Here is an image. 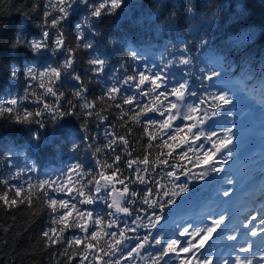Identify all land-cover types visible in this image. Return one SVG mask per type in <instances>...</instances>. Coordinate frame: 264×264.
Instances as JSON below:
<instances>
[{
    "label": "trees",
    "instance_id": "1",
    "mask_svg": "<svg viewBox=\"0 0 264 264\" xmlns=\"http://www.w3.org/2000/svg\"><path fill=\"white\" fill-rule=\"evenodd\" d=\"M62 3L66 6L65 0H0V102L17 99V107L23 116L25 111L42 109L41 104L33 103L36 96H42L44 103L56 104L54 97L45 94L48 87H53V91H57L58 95L63 94L59 100L61 111L69 108L68 101L76 105L74 115L57 117L45 113V116L40 118L44 121L43 127L16 121L15 112L0 113V195L7 192L9 201L16 200L15 204L7 205L0 201V264H81V255L88 243L93 244V249H89V253L93 251L97 253L94 264H106L109 257H104L99 249L106 247L104 242L109 237L105 236L101 229L108 221L115 219L108 215L114 210L106 203L100 204L97 199L92 204L77 203V209L81 211L100 210L99 217L95 214L92 216L90 232L84 233L75 227V224L87 222L88 219L86 216L79 217L78 212H73L67 228L63 224L53 222L54 218L68 211L60 208L59 201L69 200L71 207V203L83 199L78 195L80 191H83L85 196L89 194L95 196L93 186L96 180L100 179V173L103 172L105 176L113 175L117 168L120 171L115 172L112 181L123 190L124 185L118 183L122 178L121 173L131 177L132 170L137 167L133 164V169H129L126 162L130 159L141 160L146 154L148 143L158 144L162 136L168 139L164 133L177 136L175 141L169 140L170 147L164 148L163 151L172 152V157L168 158L169 164L174 162V157L175 161L184 166L178 173L180 180L177 183H187L189 190L180 193L175 197V203L163 209H151L146 204H137L130 206L129 210L133 216L137 214L136 208L147 209L154 213V216H159V222L151 234L162 236L164 239L178 238L182 242L181 246H184L183 241L186 237L176 234L184 226L191 230L199 228V225L190 223L189 220L194 218L190 213L187 218L179 219L175 212L184 207L194 209L191 203L196 199L212 200L224 195L221 186L229 184L227 181L233 179L226 169V164L238 158L243 151L242 145L239 144V134L225 124L220 127L202 126L205 133L215 131L221 135H225L227 129H231L233 135L232 144L229 145L230 155L221 149L209 165L201 163L199 167H194V164L188 163V158L195 160L192 152H189L184 160H180L179 155L190 145L194 148L201 144L205 149L211 147L206 146L201 139L193 141L194 135L201 128L189 133L186 127L174 121L170 122L171 128H161L160 122L166 120L168 115L167 112L164 116L159 115L157 102L153 105L157 111L139 117L145 122L149 118L158 121L156 126L148 125V132L157 137L155 141L150 140L143 132L144 125H137L130 119L131 115L140 111L139 108L132 105L115 107V104L119 103L120 95L138 96L140 91L149 87V84L146 82L140 89L130 90L126 85H122V80L136 71H144L147 74L148 68L155 62L174 61L178 56H182V59L191 60V64L187 65L189 68L184 67V70L191 71L188 77L190 83L195 85L194 89H190L197 93L194 98L198 102L201 98H207L205 103H199L198 106L203 105L210 111L214 110L215 104L206 91L210 85H214L210 88L211 92L227 93L233 103L250 102L251 99L245 97L244 93L233 91L221 82L233 80L250 89H256L261 84V91L264 92V0H122L121 8L111 11L110 0H88L87 4L77 0L69 9V15L53 25L55 17L63 16L54 5ZM101 3L105 4V7L100 9L101 16L98 18L91 16L92 8H99ZM77 24L82 25L80 31L84 33L83 37L75 27ZM44 31H48L46 38L43 37ZM58 33L63 38L59 48L55 45ZM17 35H21L23 39L17 41ZM32 40L43 41L47 47L37 52L31 47ZM85 41H90L93 47L90 49L82 47ZM65 49L71 50L72 67L69 69L62 67L69 55ZM133 51L138 59H133ZM94 56L106 61L102 73L90 71L91 68L98 67L88 63ZM49 66L61 70L59 79L50 73L40 75ZM29 67L33 69L32 75L35 79L28 76ZM174 68L175 65L169 68V73ZM13 70L17 73L15 78L10 76ZM213 73H215L213 79H205L201 85L202 77ZM74 75H79L81 81L77 82ZM114 76L120 77L118 86L121 87L120 93H114L118 97L116 101L111 100L106 93V89L117 82L113 79ZM41 83L44 84L43 88L40 87ZM80 84L86 89L84 96L92 103V108L81 107L83 100L74 95ZM25 95L28 96L27 100H24ZM151 95L150 93L149 96ZM148 100L149 97H145L141 103H147ZM169 102L175 103L172 100ZM169 102L164 101V104L167 105ZM233 103L223 106L214 118L236 115L237 110L234 109ZM4 107L11 105L4 104ZM122 110L129 113L123 121L120 119ZM88 112L92 115L89 116ZM177 126L184 130L175 133ZM129 128L131 132L128 131ZM106 132L114 135L106 136ZM37 135L38 141L34 139ZM120 136L128 140L127 151L123 150L124 145L119 139ZM113 139L116 143L108 147V141ZM147 152L152 153L149 155V161L155 172H161V168L165 172L170 170L167 166L152 165L157 152L155 147L147 149ZM117 155L120 156L119 161L114 159ZM225 157L226 163L215 164V161L223 160ZM163 158L162 156L161 159ZM108 164L112 167H106ZM212 164L221 171L210 173L201 179L186 178L182 174L187 169L199 173ZM145 179H148V175H145ZM125 183L129 184V192L134 189L143 195L145 185L130 184L128 180ZM167 183V179L161 180V184ZM16 187L23 189L19 197L15 195ZM164 190L159 187L153 188V193ZM73 196L76 197V201L72 200ZM51 199L58 201L55 211L50 206ZM139 215L143 216L144 213L140 212ZM123 216L128 217L129 224H135L133 217L126 214ZM100 218H103V223L96 225L95 220ZM122 227L121 224L120 227L106 230L116 231L119 237ZM51 228L56 229L55 233H49L53 240H57L55 244L43 236V232ZM94 228L100 232L97 239L95 241L82 239L81 243H74L72 247L67 248L68 253H76L69 260L65 255V248L72 237L90 236ZM145 234L147 232L144 228H139L136 232H124L125 237L136 235L142 237ZM196 239L198 241L200 237ZM131 241L133 240H124L117 247H123L124 243L131 244ZM132 246H135V243H132ZM159 253L160 246L145 245L141 250V257L136 259L134 264H153V257L159 256ZM112 259L115 260V257ZM164 259L168 260L169 257ZM89 260H92L91 255ZM83 264H89V261H83ZM121 264H128V261L123 260ZM158 264H163V261H159ZM169 264H179V261L173 259Z\"/></svg>",
    "mask_w": 264,
    "mask_h": 264
},
{
    "label": "snow or ice",
    "instance_id": "2",
    "mask_svg": "<svg viewBox=\"0 0 264 264\" xmlns=\"http://www.w3.org/2000/svg\"><path fill=\"white\" fill-rule=\"evenodd\" d=\"M66 6L64 4L60 5H54V7L59 8V12L63 14V16H57L53 19L52 24L55 25L58 23L63 17L69 15V9L73 7L74 4L77 3V0H65ZM81 3L87 4L88 0H80ZM122 5V0H110V9H120ZM105 7L104 3H101L99 5V8H92L91 16L93 17H100L101 11L100 9H103ZM47 15V13L45 14ZM77 31L79 32V35L81 37L84 36V33L80 31L82 25L77 24L76 26ZM91 27V25H89ZM43 37H48V31L43 32ZM23 37L21 35L16 36V40L20 41ZM63 43L62 36L58 33L57 38L55 40V45L57 48L60 47V45ZM80 47V45H77ZM31 47L34 48L37 52L40 51L41 48L47 47L46 43L43 41H31ZM82 47L86 49H90L93 47L92 43L90 41H85V43L82 45ZM53 51H55L53 49ZM66 52L69 53V55L65 58L63 68L69 69L72 67V58H71V50L65 49ZM187 51V49H185ZM133 59H138L135 51L132 53ZM90 65L98 66L93 67L90 69V71L94 73H102L104 71L105 66V59L100 58L99 56H94L92 59L88 61ZM182 64V65H190L191 60L188 58H184L181 60H174L169 62L161 61L160 67L157 68V66L153 65L150 66L147 70V74H145L144 71H136L133 74L127 75L122 80V85H126L128 89L130 90H138L141 88L142 85H144L146 82L149 84V87L146 90L140 91L139 95L136 94H122L119 96V103L115 104L116 108H122L123 105H132L134 108H139L140 111L136 114L131 115L130 119L131 121H134L137 125H144L143 132L144 134L148 135L150 140L155 141L157 137L153 135L152 133L148 132V125L156 126L158 121L155 119L149 118L146 122L139 119L141 115H145L148 112H155L157 111V108L153 107V105L157 104L159 102V115L164 116V114L167 112L168 116L167 119L160 122L161 128H171V121L176 120L177 118H181L183 120H196V117L193 115L194 113L201 111L197 107H195L192 103H183L185 101V93L191 97L197 96L196 91H189V84L188 80L185 79L184 73H180L179 78H177L175 75L170 74L168 69L173 67L175 64ZM123 67V66H122ZM33 69L31 67L28 68V76L32 79H35V77L32 75ZM50 73L52 76H54L56 79H59L61 76V70L57 69L56 67L49 66L45 72H41L40 75L44 76L46 74ZM69 75H72V73H69ZM188 75H191V71H188ZM213 73L212 75H208L206 77H202L201 85H203L204 80H212L213 79ZM10 76L12 78H15L17 76V73L15 70H13L10 73ZM74 79L77 82L81 81V77L79 75H74ZM113 79L117 81L116 83H113L110 87L106 89L107 96L111 98V100L116 101L117 96L114 95V93H120L121 87L118 86L120 82V77L114 76ZM171 81H175V83H170ZM171 85V86H170ZM40 87L43 88L44 84L41 83ZM163 87V91H159ZM214 87V85H210L206 91H208V96L211 98V100L214 102L215 107L214 110L211 112L204 113L202 117L198 120H196V123H193L191 126L188 127V132L191 133L193 128H197L198 125L201 126V130L194 135L193 141H198L202 137L209 142L211 145L210 148L205 149L204 145L201 144L198 147L194 148L193 146H189L183 154L179 155L180 160H184L187 158V155L189 152H192L195 156V160L193 161L192 158H188V163L194 164V167H199L201 163L205 165H209L210 162L213 161V157L221 152V149H224V153H228L230 155V148L229 145L232 144V133L231 129H227L225 135H221L215 131H212L210 133H205V131L202 130V125L205 121H207L210 117L217 116L219 114L220 109L223 108L225 105H231L233 103L232 98L227 95V93L220 94L217 92H211L210 88ZM86 89L84 88L83 84H80L78 90L74 93L76 97H79L81 100H83V104L81 107L84 109L92 108L93 105L91 102L87 100V98L84 96ZM152 94L149 96V94ZM45 94H50L52 97L56 99V104L50 105L48 103H44L42 96H36L33 103H39L42 105V109H37L35 111H25L24 115H20V109L17 107L18 101L15 98L8 99L6 101L0 102V113H13L15 112V119L16 121L20 123H34L38 124L40 127L44 126L43 119H40L45 116V113H48L49 115H56L57 117L61 116H69L75 114V108L76 105L72 104L70 101L69 108L61 111V106L59 105V100L61 96L63 95L60 93L58 95L57 91H53V87H48L46 89ZM169 96H174L176 98L177 102L183 103V106L187 108L188 112L184 115H181L179 105L178 103H172L169 102L167 105L164 104V101H167L169 99ZM149 97V100L147 103H141L143 98ZM163 98V100L161 99ZM28 96H24V100H27ZM103 99V97H101ZM207 98H201L199 100V103L203 104L205 103ZM135 102V103H134ZM4 104L11 105V107H4ZM175 109L176 111L173 112L172 110ZM129 113L127 110H122L120 112V119L123 121L124 117L127 116ZM88 115L91 116L92 113L88 112ZM98 115V113H97ZM31 118V119H30ZM123 126V125H122ZM184 129L180 126H177L174 130L175 133L182 132ZM129 132H131V129H128ZM105 135H114V133H108L106 132ZM164 135L168 136V139H164L163 136L161 137L160 143L153 145L152 143H148L146 146V154L143 156V158L139 161L137 160H128L126 162V166L129 169H133V164H136L137 167L132 170L131 177L124 176L123 173H121L122 178L119 179L118 183L121 185H124L123 187V193L120 195V197L113 198L111 203H109V198L112 197L113 193H115L117 190L115 187L109 188L108 183L101 184L100 180H104L106 182H111L115 178V172H119L120 169H115V172L113 175L105 176L103 172L100 173V179H97L95 182L94 191L96 193L95 196H92L91 194L85 196V193L83 191H80L78 195L80 197H83V199L71 203V207H69L70 201L69 200H60L59 206L63 209H68L64 214L60 215L58 218H54L53 222L58 224H63L65 228L68 227V220L72 216L73 212H78L79 217H85L89 220H91L93 213L91 211L84 212L79 209H77V203L80 204H92L96 199H102L109 208L114 209L113 212L108 213V215L115 217V219L108 221L107 224L104 225V228L101 229L103 231V234L107 237H109L108 240H106L104 243L106 247H102L99 249L100 252L103 253L104 257H109V259L106 261V264H121V261L127 260L128 264H134V261L141 257V250L145 248V245H148L149 247L160 246V253L159 256L153 257V264H158L159 261H163V264H169L170 260H177L179 261V264H212L211 259H209V256L205 257L204 253L200 251V249L203 247L205 240L211 236L213 233L217 231V228L224 224V217L223 215H220L219 218L213 219L211 222V226L205 225L204 227L199 228H192L189 230L188 226H184L182 230L176 234V236H185L186 239L183 241L184 246H181V241L178 238L170 237L168 239H164L162 236H153L151 234L152 229H155L156 224L159 222L160 217L154 216V213L149 212L147 209L144 208H136V215L133 216V213L130 212L129 208L130 206H134L137 204H146L151 209H163V207L175 203V197L178 196L182 192H187L188 185L187 183H177L180 180V169L183 168V165H180L178 161H175V158L173 157L174 162L172 164H169V157H172V152L168 151L165 153L163 151L164 148L170 147L169 140L175 141L177 139V136L175 134H169L164 133ZM215 137V139H213ZM35 140H39V136L34 137ZM119 139L122 141L124 145V151H127L128 146V140L124 139L123 136H120ZM186 140L187 137H184ZM116 143V140H109L108 141V147H111ZM156 148L157 152L154 156V159L152 160V165L155 166H167L168 171H164L163 168H161V172H163V175H161V172H155L153 168L150 166L149 161V155H152V153L147 152V149ZM99 151V149H97ZM198 153H202V155H199ZM131 155V153H129ZM164 157L161 159V157ZM116 161L120 160V156L117 155L114 158ZM227 157L223 160H217L215 161V164H221L226 163ZM215 164H212L210 167L206 168L204 171H201L199 173L192 171L191 169H187L182 174L186 178H192L195 177L196 179H201L209 175L213 172H220L221 169L216 167ZM140 165H143L144 167H141ZM79 167V166H77ZM106 167L111 168L112 165L108 164ZM174 169V170H173ZM145 175H148V179H145ZM159 177V179H157ZM167 179L168 183L161 184V180ZM128 180L130 184L139 183L141 185H145L146 187L143 189V195L138 193L136 190H132L129 192V184H126L125 181ZM46 183V182H45ZM227 183H232L231 179L227 181ZM147 185H151V187H147ZM170 185V187L168 186ZM164 188V191L153 193V188ZM22 187H16L15 188V195L17 197L20 196L22 192ZM104 192V196H100L101 192ZM224 195H228L227 190L224 191ZM164 197H171V199H164ZM73 201H76V197H72ZM0 201H3L4 204H15L16 200L12 199L9 201L8 199V193L5 192L3 195H0ZM58 201L56 199L50 200V206L52 207L53 211L56 210V205ZM125 205V206H122ZM143 212L144 215L140 216L139 213ZM120 213L126 214L130 217H133V223H135L136 227H132L127 220L121 221L119 219ZM256 220V223L253 224L252 221ZM96 225H101L103 223V218L97 219L94 222ZM247 223L251 224V228L247 229L246 235L256 236L257 231L254 229H258L259 225H264V216H260L259 220L255 216H252ZM123 225L122 228H120V236H117L116 231H107L106 229H112L113 227H120V225ZM243 226V225H242ZM75 227L79 228L82 232L88 233V225L87 222L80 223L77 222L75 224ZM227 227V225H225ZM224 227V228H225ZM144 228L146 229L147 234L143 235L142 237L139 235L136 236H124V232H136L137 229ZM222 228L220 231L222 232ZM56 229L51 228L48 231L43 232V236L47 237L50 243L55 244L57 240H53L50 236L51 233H55ZM63 231V230H62ZM201 233H204L205 235L201 236ZM100 235V232L97 231L95 228L91 232L90 236L85 237H79V236H73L72 240L69 241L67 247L65 248V255L69 257V260H71L72 257L76 255V253H68L67 248L72 247V245L81 243L82 239H90L95 241L97 237ZM200 237V239L197 241V237ZM264 236V234L261 235V237ZM59 239V238H57ZM227 239L229 241H235L237 240V234L235 229L227 235ZM124 240H134L135 246H132V244L124 243L123 247H117V245H120ZM162 240L164 241L162 243ZM113 241H115V244H113ZM252 247L251 244H246V246H240L239 251L246 252ZM264 248V247H262ZM89 249H93V244L88 243L85 245L82 255H81V264H83V261L88 260L89 264H94L95 260L97 259V253L96 251H93L89 253ZM127 250V251H126ZM236 250V249H235ZM119 253V255H117ZM172 254L171 256L169 254ZM191 254L184 256L182 254ZM89 255L92 256V260H89ZM112 257H115V260L112 259ZM164 257H169L168 260H165ZM260 262L261 264H264V255L260 256ZM224 264H227V261H224ZM235 264H252V258L248 257H240L239 255L235 258Z\"/></svg>",
    "mask_w": 264,
    "mask_h": 264
},
{
    "label": "rangeland",
    "instance_id": "3",
    "mask_svg": "<svg viewBox=\"0 0 264 264\" xmlns=\"http://www.w3.org/2000/svg\"><path fill=\"white\" fill-rule=\"evenodd\" d=\"M181 59L182 56H178L176 60ZM160 64L161 63L159 62L154 63L157 68L160 67ZM184 67L189 68V66L177 63L175 64V68L171 70L170 74H173L177 78H179L180 73H184V75L186 76L185 79L188 80L190 91L191 88H195V85L190 83L188 72L184 70ZM170 83H175V81H171ZM163 90V87L159 89V91ZM258 90H261V84L255 91ZM246 97L251 99L250 104L237 103V105L234 106V109L237 110L236 115H224L218 119H215L214 117L216 116H213L210 117L207 121H205L202 125H209L210 127H219L220 125L225 124L231 127L235 126L234 130L238 129V127L243 125H252L255 128L250 132L237 131L239 133L238 138L240 139L239 144L242 145L243 151L239 158L228 161V163L226 164L227 171L232 175V177H234L231 180L232 183H229L225 186H221V191L227 190L228 195H222L212 200L196 199L194 202L191 203V205L194 206V209L184 207L181 210H176L177 212H175V216L179 219H184L185 217L187 218V216H189L188 213H190L194 217L189 220L190 223L197 224L199 225V227H204L205 225L211 226V222L213 219L219 218L220 215H223L224 224L220 225L217 228V231L205 240L203 247L200 249V251L204 253L205 257L209 255V259H211L212 264H224V261H227V264H235V258L237 255L242 258H252V264H261L260 256L264 255V248H262L264 247V241L260 242V238L258 237L259 235L264 234V225H259L258 229H254L257 231L256 236L246 235L249 225H241L244 219L242 217V213L244 214V212H246L243 210V208L250 201L253 202V208H257V210H255V212L250 215V218L252 216L258 218L260 214L259 211L261 209V202H263V195L258 193L257 190H252L251 185L254 183L262 184L264 182V170L261 169V165H264V160L256 159L257 155H254L251 152L252 147L254 146H264V132L256 131L257 128L264 129V96L249 94L246 95ZM169 100L178 103L181 115H184L188 112L187 108L183 106V103H192L195 107H199L198 109L201 111H198L193 114L196 117V120L200 119L204 113L211 112L210 110L206 109L203 105L198 106V100L194 97L189 96L187 92L185 93V101L183 103L177 102L174 96H169V99L165 102H169ZM243 108H247L248 111H243ZM172 111L175 112L176 110L173 109ZM161 118L162 117H160V119ZM196 120H183L181 118H177L176 120H174V122L182 124L184 127L187 128L188 131V127L191 126L193 123H196ZM200 128L201 126L198 125V127L193 128L192 131L199 130ZM201 141L203 142L205 141V139L202 138ZM206 145H208V143H206ZM259 164L260 166H258ZM100 183H108L109 188H116L117 191L113 193L112 197L109 198L110 203L113 198L118 199L123 193V190L118 188L113 181L106 182L104 180H101ZM261 187H264V183L261 185ZM71 191H73V189ZM104 194L105 193L102 191L100 193V196H104ZM236 196L240 197L238 201L242 204L239 203L240 210L234 212L230 210L231 208L228 207V201ZM97 200L100 201V204L105 203L102 199ZM235 206L237 205H233V207ZM84 212L88 211L86 210ZM91 212L97 217H99L100 215V210H95ZM118 215L121 221H129L128 217L123 216V213H120ZM91 220H87V224L89 225L88 232H90L92 222ZM254 223H256L255 220ZM225 225H227V227H225ZM131 226L135 227L136 225L134 224ZM222 228L224 229L221 232L220 230ZM234 229L237 234V240L230 241L235 244V248L231 249L233 255H229L227 254L229 251L227 250V246L225 245L224 241L227 240V235L230 234ZM203 235L205 234L201 233V236ZM251 240H254L253 243ZM135 242L136 241L133 240L131 241V244ZM246 244H251L252 247L246 252L239 251L240 246H246Z\"/></svg>",
    "mask_w": 264,
    "mask_h": 264
},
{
    "label": "bare ground",
    "instance_id": "4",
    "mask_svg": "<svg viewBox=\"0 0 264 264\" xmlns=\"http://www.w3.org/2000/svg\"><path fill=\"white\" fill-rule=\"evenodd\" d=\"M238 129H240V130H242L243 132H250L251 130H253V129H255L254 128V126H252V125H243V126H240ZM256 131H261V132H264V129H260V128H257L256 129ZM264 146H262V153H259L258 155H257V157H256V159H263L264 160ZM258 166H260V164L258 165ZM261 169L262 170H264V165H261ZM264 183V182H263ZM262 183V184H263ZM261 183H254V184H252L251 185V188H252V190H254V191H258V193H260V194H262L263 196V200H264V187H261V185H262ZM239 198L240 197H233L232 199H230L229 201H228V204H230L232 201H234V200H236L237 201V206H235V207H233V208H231L230 210H232V211H234V212H237V210H240V204H242L241 202H239L238 200H239ZM240 203V204H239ZM253 202H249V203H247L245 206H244V208H243V210L244 211H246V212H244V214L242 213V217L244 218L243 219V222H242V224L241 225H249V228H251V224H249V223H247V221L250 219V215L253 213V212H255V210H257V208H253ZM260 214H259V216H258V218H257V220H259V218H260V216H264V201L261 203V206H260ZM242 210V211H243ZM256 221V220H255ZM252 223L253 224H255L254 223V220L252 221ZM260 226H262V225H260ZM259 238H260V242H263L264 241V236H262L261 237V235H259L258 236ZM252 241V243H253V241L254 240H251ZM257 251V250H256ZM207 256H209V255H207Z\"/></svg>",
    "mask_w": 264,
    "mask_h": 264
},
{
    "label": "water",
    "instance_id": "5",
    "mask_svg": "<svg viewBox=\"0 0 264 264\" xmlns=\"http://www.w3.org/2000/svg\"><path fill=\"white\" fill-rule=\"evenodd\" d=\"M88 225V224H87ZM88 227H89V225H88Z\"/></svg>",
    "mask_w": 264,
    "mask_h": 264
}]
</instances>
